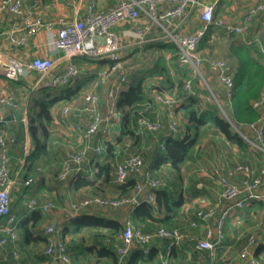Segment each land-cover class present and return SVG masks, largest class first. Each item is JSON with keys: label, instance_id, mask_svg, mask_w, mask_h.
<instances>
[{"label": "crops", "instance_id": "crops-1", "mask_svg": "<svg viewBox=\"0 0 264 264\" xmlns=\"http://www.w3.org/2000/svg\"><path fill=\"white\" fill-rule=\"evenodd\" d=\"M34 0H25L26 3L32 4ZM96 6L101 9L111 8L114 0H94ZM201 3H212L214 5V15L222 16L229 21H239L243 14L247 11L250 4H255L260 0H199ZM198 8L191 12L184 20L177 22V28L183 32H191L200 25V19L198 16ZM39 11L47 19H56L58 16H73L72 7L69 4L63 3L59 0H40L38 5ZM83 9H81V12ZM196 12V18L199 19L198 25H192L188 22V17L193 16ZM234 13V14H233ZM10 15H0V50L3 53H10L17 58L23 60H29L34 55H50L59 53L57 50H53L50 46L51 35L47 31L41 30L37 35L30 38L25 45H12L5 38L4 29L7 27L10 20ZM138 21L125 22L118 26L117 31L120 35L131 36L133 34L134 26ZM264 25V13L261 14L258 19L254 21L250 29L241 37L245 39L244 43L254 42L256 33ZM212 34L213 40L218 36L216 35L217 29L215 27ZM216 29V30H215ZM255 34V36H254ZM254 36V38H253ZM245 37V38H244ZM130 39V38H129ZM131 37V43L127 44L123 48V65L124 74L126 80L120 82V72L113 71L109 78L104 81H98L99 76L109 68L111 62L107 58L97 57H85L75 56L71 61H75L76 65L80 69V75L71 84L62 86L56 89H51L43 85L44 78H40L39 74L33 70L27 71L23 76L17 79H9L0 75V91L13 96L19 104L18 108L12 109L9 107L3 108L4 117L11 114L13 111L18 110L21 112V118H13L4 121V126L7 127L9 132V152H10V178L12 184L9 190L10 195V208L11 213L15 217V221H19L25 217L32 209L27 206V203L31 199H36L39 202L46 200H52L54 207L48 212L43 213L41 221H39L40 229L49 222H55L57 226L56 236L63 240L67 246V250L73 262L78 264H111L110 260L106 257L97 256L96 250H83V247L92 244L93 237L91 235L94 230H86L81 232L67 233L64 238L61 237L62 224H66L69 218L73 216L70 214V204L77 202L82 197L95 194V188L92 186H77L76 181L81 176H93L97 170V163L102 161H111L109 155L102 153L106 150L108 142L115 143V137L120 132V115L119 110L116 108L115 101L112 100L109 95L110 89H112L117 96L119 91L127 86L131 78L135 75L144 72L149 69L155 61L157 54H164L167 62L171 64L169 57L170 52L165 50V46L168 45L169 40L164 36L162 30L159 27L153 26L151 31L147 33L145 42L141 44L134 43ZM133 41V42H132ZM170 43V42H169ZM136 49V50H135ZM155 52L153 60L151 59L148 64V68L143 70L135 69L131 65L135 54L134 52L140 51ZM212 49V48H211ZM206 49H204L205 51ZM204 56V55H203ZM214 56V55H212ZM221 57V56H218ZM64 63L58 65V69H63ZM170 73L174 76L173 67L170 65ZM160 79V78H159ZM84 84L80 87V90L69 98L57 97L59 90L68 88L75 83ZM215 83L220 89L221 86L217 77ZM94 90L99 96L98 109L102 114H107L110 110L115 109L118 116H115L111 122L110 130L108 134L101 136L100 134H94L89 138H83L76 130L75 124L77 122H84L88 119L87 114L82 110L84 92ZM175 94V93H174ZM179 98L178 105L176 107L177 118V131H170L168 128L167 109L165 108L164 118H160L159 113L151 109L152 103H155L154 94L151 96V103L145 106L146 115L150 119L160 118L163 122V127L156 132H148L137 124L135 130L140 133V140L136 145H140L139 153L145 152L148 157L144 159L145 169L152 175L158 176L162 179V185L167 190L172 191L175 195L181 198V205L177 212L171 217V222L167 223L168 227H178L186 235L177 243L170 252L169 255L165 254L166 239L153 238L147 246V250L138 244H133L129 252L125 257L127 259L132 257L134 250L142 249L146 252H154L155 256L150 261H135L134 264H161L162 259L167 260V264H179L182 260L188 261L187 264H208L210 261V252L206 249L195 248V240L191 237L200 238L204 236L205 226H213L216 218L220 212L221 206H217L216 216H211L206 219H200L196 215V211L199 208L213 205L218 198L220 192V186L217 184L213 170L217 167L221 171H226L228 168L234 166L236 163H249L256 170L264 164V158L262 162L254 161V150L248 146L247 149L241 150L234 143L228 141L224 136L213 130L212 128L204 129L194 145L191 152V157L186 159L177 171L168 161L155 162L154 148H163L164 139L169 135L181 136V124L184 121L183 108L181 104L185 102L188 96L184 93L175 94ZM56 96V97H55ZM55 98L48 107L49 119L40 117V121L43 122L47 133L44 137L41 135L44 142L43 152L38 160L33 162L35 170L27 173L26 167L29 161L26 159L27 155L31 154L35 149V145L31 140L28 133V122L31 116H35L36 104L39 102H46ZM105 103V104H104ZM109 103V104H108ZM68 105L70 110L67 114L63 113V107ZM39 120H36V124ZM35 122V121H34ZM164 122H166L164 124ZM151 133L154 135L152 140L144 138L142 134ZM18 134V138L16 135ZM132 141L129 139L126 144H130ZM98 144L101 146V151L97 152L94 146ZM89 146L86 159L81 163L79 171L72 173L66 180H59L57 174L61 168L63 160L67 154L75 148L80 146ZM116 149H119L117 144L114 145ZM155 148V149H156ZM137 150V149H135ZM253 155V157H252ZM254 158V159H253ZM120 161V160H119ZM202 161V162H200ZM216 162V165L209 166ZM118 161H116V164ZM196 164L195 172L189 175H185L182 171L184 166H192ZM31 178L29 182L27 179ZM129 179H132L131 177ZM100 182V180H98ZM120 184L115 179L108 182L99 183L97 192L105 196H117L123 189L120 188ZM128 188V187H127ZM128 188V192H129ZM264 191V183L261 187ZM127 192V193H128ZM102 205L90 204L79 208L78 212L92 213L97 212V209H101ZM134 206H122L121 213L118 217L119 220L124 221L126 218H131V210ZM129 208V209H128ZM102 210V209H101ZM76 214V213H75ZM160 215L164 214V211L159 212ZM5 221L0 220V229L7 225V217ZM191 221H196V225H190ZM65 222V223H64ZM159 222L153 221L151 223L152 230L157 226H162ZM11 226L15 231V238L12 240L8 238L7 243L0 247V264H11V260H15V264H29L31 260L26 263H18L22 257L18 240L19 236L16 233V225L14 222ZM165 226V225H164ZM151 230V231H152ZM224 238L221 244L214 249L215 258L213 264H244L238 261L237 254L242 246L246 243L247 236L249 234L255 235V247L258 243H264V210L259 201L254 200L249 205L235 210L230 216L225 219L223 225ZM44 232V230H43ZM102 233H107L106 229L102 230ZM121 233V232H120ZM0 234H4L0 230ZM45 234V232H44ZM46 235V234H45ZM120 234L115 236L116 241H119ZM109 240V238H107ZM107 240V241H108ZM45 244L37 247H31V256L34 252L42 251ZM13 249L18 251V258H10L8 261H3L2 257L4 253L11 255ZM257 255L264 257V252H258ZM123 258V264L124 259ZM51 258V257H50ZM52 259V258H51ZM126 259V260H127ZM29 262V263H27ZM59 261L55 260L54 264ZM46 261L40 262L45 264Z\"/></svg>", "mask_w": 264, "mask_h": 264}, {"label": "built area", "instance_id": "built-area-1", "mask_svg": "<svg viewBox=\"0 0 264 264\" xmlns=\"http://www.w3.org/2000/svg\"><path fill=\"white\" fill-rule=\"evenodd\" d=\"M59 1L69 4L74 15L47 19L38 9L40 0H34L32 4L26 3L25 0H0V15L9 14L11 16L4 29L5 38L10 44L23 46L30 38L44 30L51 35L50 46L52 49L59 52L56 55H34L29 60H23L0 50V75L9 79H17L27 71L33 70L39 74L40 78H44L43 85L45 87L56 89L71 84L79 77L80 69L71 60L75 56H85L110 60L109 68L99 76L98 81L104 82L113 71H119L120 82H124L126 77L121 58L123 48L131 43V37H133L134 43L145 42L147 33L153 26H157L169 42L178 48L180 65L192 70V74L188 73L184 79L182 86L184 94L186 96L198 94L201 99L209 98L200 92L197 93L193 82L194 78L198 77L200 82L207 84L200 71L205 61L209 68L215 70L227 107L231 105L235 89L234 75L230 65L220 57L199 55L198 44L211 23L215 27H222L227 33L243 36L254 21L264 13V0L250 4L239 21H229L222 16H215L214 5L201 3L199 0H114V5L108 9L98 8L94 0ZM197 7H199L197 12L200 25L191 32L176 29L178 26L176 23L184 20ZM81 9H83L82 12ZM138 20L131 36L118 33V26L125 22ZM254 42L258 43L257 40ZM62 62L65 65L60 70L58 65ZM109 95L115 101L116 95L112 89H110ZM82 97V110L87 114L88 119L84 122H77L74 126L75 130L83 138H89L94 134L101 136L108 134L113 118L120 115V112L117 115L116 110L112 109L107 114H102L98 109L99 96L94 90L84 92ZM210 97L217 103L223 115L229 119L223 108V103L212 90H210ZM154 100L167 108L169 130L177 131L176 107L179 98L170 93H156ZM252 105L259 112L258 118L240 126L232 125L252 149H256L264 156V90L252 101ZM18 106L19 104L13 96L0 91V220L4 217L8 219L7 225L0 229L4 232V234H0V247L7 243L8 238L13 240L16 236L14 228L11 226L15 217L10 208L9 190L12 180L10 178L9 132L4 126L3 108L16 109ZM69 110L70 107L65 105L62 111L67 114ZM137 122L142 128L151 131L160 130L163 127L160 118L150 119L142 113L137 117ZM89 148V146L83 145L67 154L57 174L59 180H66L72 173L79 171L81 163L87 157ZM94 149L100 152L101 146L96 144ZM131 175L137 176L138 179L129 195L122 197L87 195L70 204V214L73 215L82 206L90 204L118 207L135 206L142 200L154 201L155 190L161 186L162 181L144 169L143 160L136 153L127 154L116 164L115 180L117 182L124 183ZM213 175L220 186L218 198L213 205L197 209L196 215L200 219L216 216L217 206H221L220 212L213 226H205L203 237H191L195 240V248L209 250L211 259L208 264H213L214 249L221 244L224 238L223 225L228 216L254 200L259 201L264 210V191L261 189L264 183V164L256 170L249 163H236L226 171L215 168ZM30 180L31 178H28L27 182ZM27 206L30 209H40L45 213L54 207V203L52 200L39 202L36 199H31ZM190 225H196V221H191ZM56 230L57 226L54 221L44 227V232L47 235L44 253L52 258L45 264H54L55 260L61 264H78L72 261L65 242L57 238ZM185 235L178 227L159 226L153 231L143 232L133 225L131 218H126L119 241L115 243V250L119 255L116 264H122L123 258L133 244L136 243L147 250L148 244L155 237L167 240L165 254L169 255L172 248ZM255 241L254 234L247 236L246 243L237 254L238 261L244 264H264V257L255 253ZM11 257L18 258L16 249L12 250L11 255L4 253L2 260L8 261ZM161 264H167V260L162 259Z\"/></svg>", "mask_w": 264, "mask_h": 264}, {"label": "trees", "instance_id": "trees-1", "mask_svg": "<svg viewBox=\"0 0 264 264\" xmlns=\"http://www.w3.org/2000/svg\"><path fill=\"white\" fill-rule=\"evenodd\" d=\"M213 26L214 25L211 23L209 29L201 38L197 48L198 52H203L205 48H212ZM259 40L261 42L260 44L257 42L244 43L232 41L228 47V56L220 57L229 63L232 74L234 75L235 89L231 98L230 107H227L222 89L218 88L217 90L222 99L219 98L218 93L217 95L215 94L223 103V108L226 110L229 119L221 113L217 103L211 99L210 92L198 85L199 88L195 87L197 93H204V95L209 98L201 99L198 94H192L181 104V108H183L182 117L184 118L181 124V136L180 134L169 135L164 139L162 149L155 147L156 149H153L155 162L168 161L178 171L181 164L191 157L194 145L197 143L201 132L206 128H212L221 133L225 139L234 143L241 150L248 148L249 143L234 129L232 124L240 126L243 123L255 121L259 116L258 110L252 105V101L264 90V25L261 27ZM167 43L168 45L165 46V50L170 52L169 60L171 64L167 62L164 54H157L154 64L149 69L131 78L127 86L121 89L117 94L115 105L120 112V132L115 137V143H107V152H113L116 149L114 146L115 144H117L119 148L121 146L125 147L129 139L133 141L134 144L139 142L141 134L137 133L135 130L138 124L137 117L140 113L146 115L144 107L151 103V96H153V94H174L175 91L184 93L182 86L189 72L186 70L185 66H181L178 61L179 50L176 45L171 42ZM203 55L204 52L202 53V56ZM170 65L173 67L174 76L170 73ZM204 66L208 67L205 61ZM193 82L200 83V80L198 77H195ZM83 84L84 81L82 84L75 83L68 88L59 90L57 97L69 98L77 93ZM166 89L170 91L165 92ZM53 100H55V98L46 102L38 101L36 104L35 116H31L29 119L27 129L35 145V149L26 157L29 161L26 167L27 173L35 170L36 166L32 164L35 160L40 158L43 152L44 142L40 136L42 135L44 137L47 130L43 122L39 119L40 117L49 119L48 107ZM36 120H39L37 124ZM147 131L156 132L158 130ZM16 138H18V134ZM137 146L139 147L140 145L137 144ZM131 151L129 150V153H136L141 156L144 165V159L148 157V154L146 155L145 152L140 154L135 150L133 152ZM115 169L116 166L112 161L98 162L97 170L93 176L79 177L76 181V185L92 186L95 188V195L106 197L97 192L100 190L99 183L114 180ZM130 177L132 179H129ZM154 177L162 181L160 177ZM137 179V176H129L124 183L120 184V188L123 190L119 195L107 197H122L129 195ZM98 180H100V182H98ZM127 187L130 188L129 192ZM180 205L181 198L179 196L167 190L166 187L160 186L155 190L154 201L142 200L132 208L131 220L133 225L143 232H149L153 229L151 226L153 221L164 224L165 226H162L169 228L166 225L171 222V217L177 212ZM121 207L122 206H102L100 207L102 210L97 209V212H77L69 218L66 224H62L61 237L64 238L66 234L70 232L78 233L81 231L85 232L86 230H94V232L91 233L93 237L92 244L83 247V250L95 249L97 256L106 257L110 260L111 264H116L119 255L114 246V242L116 241L115 236L120 234L124 225V221L119 220L117 217V215L119 216L121 213ZM162 210L164 214L160 215L159 212ZM42 216L43 212L35 208L19 221L16 222L14 219L16 233L19 236L17 242L23 252L22 257L17 260L18 263H26V261L31 260L32 263H27L40 264V262L51 260V258L44 253L45 246L42 251L34 252L32 256L30 254L31 250H29L31 247H37L41 245V243H46L47 235L44 234V229L38 228ZM2 220L5 221L6 218ZM103 229H106L107 233H102ZM107 238H109V240ZM258 252H264V243L257 244L255 253ZM154 256L155 253L153 251L145 253L142 249H136L131 258L129 257L127 259V257H125L124 264H134L137 260L150 261ZM11 264H15V260H11ZM56 264L61 263L58 262Z\"/></svg>", "mask_w": 264, "mask_h": 264}, {"label": "rangeland", "instance_id": "rangeland-1", "mask_svg": "<svg viewBox=\"0 0 264 264\" xmlns=\"http://www.w3.org/2000/svg\"><path fill=\"white\" fill-rule=\"evenodd\" d=\"M195 16H196V12H194L193 16L188 17L189 18L188 19V21H189L188 23L189 24H192V25H198L199 24V21H198L199 19H197ZM216 29H217L216 35L218 37L213 40L212 49L205 48L206 50L203 51L205 57L212 56V55H214L215 57H218V56L227 57L228 56V51H229L228 47H229V44L232 41L245 42L244 41L245 39H242L241 38L242 35H240V34L236 35V34H233V33H227L222 27H220L219 29L218 28H216ZM260 30H258L256 32L255 31L253 32V33H256V36H255V34H254V36H255V39L258 41V43H259V39H260ZM254 36H253V38H254ZM203 52L199 51V55L202 56ZM154 53L155 52H152L151 50L149 51V49L147 51L146 50L145 51H140V52L139 51L138 52L135 51L134 52V54H135L134 58L130 59L132 61L131 65H133L135 69L143 70L145 68H148V66H149L148 64L150 63L151 59L153 60V58H154V55H155ZM121 58H122V61H123L124 60V55L123 54H122ZM72 62L76 65L75 61H72ZM185 68H186V70H188L189 73L192 74V70H190V68H188V67H185ZM200 71H201L202 76L204 77L205 82L207 84H204L203 82H200V83L195 82L194 86L196 88H199V86H201V88L207 90L208 92H210V90H212V92H214L217 95V93H218L217 90H218L219 87L215 83V78H216V76H214V75H216L215 70L212 69V68L203 66V67L200 68ZM166 91H170V90L166 89L165 92ZM175 94H180L181 95V93L179 91H175ZM202 95L204 96V93H202ZM218 96H219V93H218ZM219 98H221V97L219 96ZM151 109H154L155 112L159 113L160 118H164V116H165V114H164L165 108H164L163 104H161L160 102L155 101V103L154 102L152 103ZM144 111H145V109H144ZM165 123L166 122H164V124ZM143 136H144V138H147L148 140H152L154 138V135L151 134V133H148V132L144 133ZM250 148H251V146H250ZM135 149H137V150H135ZM129 150L130 151L132 150L131 152H133L134 150L136 152H138L139 148L132 141V143L127 144L125 147L121 146L119 149H115L111 153L107 152V151H104L102 153V155H105L107 153L109 155L111 161L115 164L116 161L119 162V160H121L123 157H125L127 154H129ZM252 151L254 152V158L255 159L254 158L253 159H254L255 162H260L262 160V158H264L263 154L260 153L259 151H257L256 149H252ZM252 157H253V155H252ZM200 162H202V161H200ZM204 162L207 163V161H204ZM210 163H211V161H210ZM210 163L208 162L207 164H209V166H212V165L217 166L216 162H214V161H213L212 164H210ZM196 164L197 163L192 164L193 167H191V165L190 166H184L183 169H182L183 173L185 175H189L191 173H194L195 172L194 169H197L196 168L197 167ZM217 168H219V167H217ZM187 263H188V261L182 260L179 264H187Z\"/></svg>", "mask_w": 264, "mask_h": 264}, {"label": "water", "instance_id": "water-1", "mask_svg": "<svg viewBox=\"0 0 264 264\" xmlns=\"http://www.w3.org/2000/svg\"><path fill=\"white\" fill-rule=\"evenodd\" d=\"M20 119L21 118V112L18 110L13 111L11 114H8L7 116L4 117V121L8 119H13V118Z\"/></svg>", "mask_w": 264, "mask_h": 264}]
</instances>
